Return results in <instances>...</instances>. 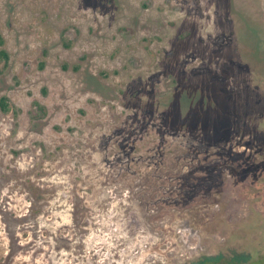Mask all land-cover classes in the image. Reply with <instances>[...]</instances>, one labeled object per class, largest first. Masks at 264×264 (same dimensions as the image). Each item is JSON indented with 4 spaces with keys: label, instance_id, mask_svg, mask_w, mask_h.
I'll return each mask as SVG.
<instances>
[{
    "label": "rangeland",
    "instance_id": "374dc122",
    "mask_svg": "<svg viewBox=\"0 0 264 264\" xmlns=\"http://www.w3.org/2000/svg\"><path fill=\"white\" fill-rule=\"evenodd\" d=\"M0 39V264L264 259V0H0Z\"/></svg>",
    "mask_w": 264,
    "mask_h": 264
},
{
    "label": "trees",
    "instance_id": "16d2710c",
    "mask_svg": "<svg viewBox=\"0 0 264 264\" xmlns=\"http://www.w3.org/2000/svg\"><path fill=\"white\" fill-rule=\"evenodd\" d=\"M2 44V41L0 39V45ZM7 60V54L4 50H0V61H6ZM5 99L3 98L1 101L2 104V108L4 111H6V106H5ZM264 259H260L257 261H253L249 264H252L254 262H257V264H263ZM198 264H243L240 261H237V259L234 258H225L223 256H217V257H207V258H203L202 261H200Z\"/></svg>",
    "mask_w": 264,
    "mask_h": 264
},
{
    "label": "flooded vegetation",
    "instance_id": "af4514ba",
    "mask_svg": "<svg viewBox=\"0 0 264 264\" xmlns=\"http://www.w3.org/2000/svg\"><path fill=\"white\" fill-rule=\"evenodd\" d=\"M52 138V137H51ZM263 264H264V261H263Z\"/></svg>",
    "mask_w": 264,
    "mask_h": 264
}]
</instances>
